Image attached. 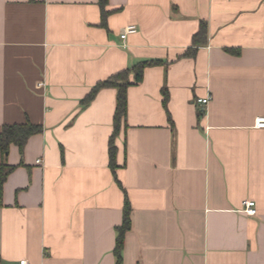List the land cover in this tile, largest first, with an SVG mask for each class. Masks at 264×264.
I'll return each mask as SVG.
<instances>
[{
  "label": "crops",
  "instance_id": "1",
  "mask_svg": "<svg viewBox=\"0 0 264 264\" xmlns=\"http://www.w3.org/2000/svg\"><path fill=\"white\" fill-rule=\"evenodd\" d=\"M103 12L0 0V131L42 128L4 158L0 264H115L125 198L121 264H264V0H107ZM148 61L126 89L111 170L116 90L82 100Z\"/></svg>",
  "mask_w": 264,
  "mask_h": 264
},
{
  "label": "trees",
  "instance_id": "2",
  "mask_svg": "<svg viewBox=\"0 0 264 264\" xmlns=\"http://www.w3.org/2000/svg\"><path fill=\"white\" fill-rule=\"evenodd\" d=\"M107 0H99V5L103 12V6ZM205 37V26L200 24V28L197 33L193 37V44L197 43L198 37ZM156 62L148 61L138 63L137 65L127 68L121 72H118L108 79L98 82L95 84L89 93L82 100V104L86 105L93 100L95 95L101 90L105 88H113L116 90V107L114 112V128L113 133L109 140V167L111 170L116 168L115 164V147L113 146V139L118 131L119 123L122 119L125 118L126 115V89L131 86L138 84L142 80L143 71L145 68L154 65ZM132 76V80L130 81L129 77ZM163 105L167 100L166 91H163ZM42 132V128L39 125L32 124L30 122H26L24 124H6L2 126L0 131V154L2 156V163L0 166V190L2 184L7 178V175L11 170H13L12 166H7L4 164V158L9 152L10 146L17 147L20 154H22L25 144L28 139L34 135L40 134ZM130 205L125 198L123 213H122V222L121 225L116 227V238H115V246L113 249V255L115 258V264L122 263V252L124 247V237L125 234L130 229ZM1 262V259H0Z\"/></svg>",
  "mask_w": 264,
  "mask_h": 264
},
{
  "label": "built area",
  "instance_id": "3",
  "mask_svg": "<svg viewBox=\"0 0 264 264\" xmlns=\"http://www.w3.org/2000/svg\"><path fill=\"white\" fill-rule=\"evenodd\" d=\"M136 27L131 25L126 27L120 34V38L122 40L126 39L128 35L135 34L136 33ZM210 98L205 97V98H200L196 100V103L200 107V111L203 112L205 110V107L209 104ZM255 126L257 128H264V118L257 119L255 121ZM39 163V161H37ZM243 205V212L248 215V216H254L256 215V209H255V204L253 201H244L242 203ZM19 264H27L26 261H20Z\"/></svg>",
  "mask_w": 264,
  "mask_h": 264
}]
</instances>
